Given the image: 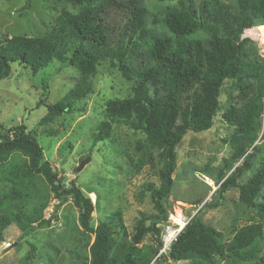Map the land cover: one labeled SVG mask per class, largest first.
<instances>
[{
	"label": "trees",
	"instance_id": "16d2710c",
	"mask_svg": "<svg viewBox=\"0 0 264 264\" xmlns=\"http://www.w3.org/2000/svg\"><path fill=\"white\" fill-rule=\"evenodd\" d=\"M52 1L75 12L61 9L42 35L1 39L0 82L10 76L11 65L16 63L33 75L54 60L74 68L79 77L59 101L35 105L45 106L46 113L37 125L47 127L58 117L83 111L79 104L92 93L90 79L102 62L108 61L123 79L133 81L130 97L106 101L105 119L90 140L92 147L107 141L113 125L143 136L135 142L133 165L136 172L148 166L157 180H146L141 186L152 213H139L132 234L124 227L121 211L94 226L91 200L73 182L65 188L58 170L44 159L32 137L35 130L23 125L6 129L0 124V240L12 225L21 234L49 225L70 201L81 232L93 237L87 264H149L161 246L160 224L170 209L165 202L173 188L175 149L188 132L199 134L211 128L222 87L229 81L233 104L222 117L233 128L229 139L223 140L230 157L216 174L219 187L214 193L220 198L226 189L236 188L238 203L253 215L247 223L232 226L228 241L193 215L168 258L173 263L264 264V231L259 221L264 217V156L245 183L237 181L250 169L247 154L255 149L264 117V60L248 59V40L242 38L245 32L264 26V0H236V12L222 0H159L176 1L175 7L151 20L170 37L148 32V11L139 0ZM198 33L206 40L195 37ZM54 134L50 128L41 131L44 136ZM84 158L82 162L88 163L89 153ZM238 163L233 174L224 178V170ZM50 195L56 204L52 218L44 220ZM146 236H151L153 245H142Z\"/></svg>",
	"mask_w": 264,
	"mask_h": 264
},
{
	"label": "rangeland",
	"instance_id": "374dc122",
	"mask_svg": "<svg viewBox=\"0 0 264 264\" xmlns=\"http://www.w3.org/2000/svg\"><path fill=\"white\" fill-rule=\"evenodd\" d=\"M139 1L148 11L145 19L148 32L170 37L165 28L153 25L151 20L175 7L176 1ZM222 2L233 12L237 11L236 0ZM61 9L75 12L70 6L56 4L52 0H0V40L13 36L34 37L48 32ZM195 37L204 41L207 38L202 33ZM242 38L248 40L245 44L247 58L264 60V36L260 35L259 28L245 32ZM78 77V72L67 62L54 60L34 75L29 68L12 64L10 76L0 82V124L6 129L23 125L29 131L35 130L32 137L42 149L44 159L58 170L65 188L73 182L91 200L94 226L98 220L121 211L124 227L132 234L139 213H152L148 198L141 194V186L146 180L157 183L148 166L136 172L133 165L135 142L143 136L121 125H113L110 138L92 147L90 135L105 119L106 101L130 97L134 82L123 79L108 61H104L90 79L92 93L79 104L82 112L58 117L47 127L37 125L46 108L44 105L35 108L36 103L59 101ZM231 96H234L231 83L225 81L219 97L220 107L211 128L199 134L188 132L177 145L173 188L165 202L166 208H170L168 214L197 215L203 224L221 232L223 241L230 239L232 226L247 223L253 215L252 210L238 203L236 188L226 189L221 199L214 193L219 187L214 180L216 174L222 168L223 160L230 157V148L223 140L229 139L233 128L225 122L222 114L233 104ZM260 124L261 132L255 149L247 154L250 169L238 178V184L245 183L254 174L264 156L263 114ZM46 128L55 134L50 137L41 135ZM87 153L90 161L84 164L82 161ZM240 165L225 169L224 178L231 176L233 168ZM49 197L48 208L42 213L44 220L56 204L51 195ZM195 200L202 202L196 206L193 204ZM51 214L48 219L52 218ZM259 221L264 231V217ZM92 241V236L81 232L77 211L68 201L60 207L49 225L31 229L26 234H21L15 225L6 229L0 240V264H87ZM152 243L151 236H146L142 245ZM262 248L264 255V239ZM216 262L222 264L221 261ZM164 264L189 263L169 260Z\"/></svg>",
	"mask_w": 264,
	"mask_h": 264
},
{
	"label": "built area",
	"instance_id": "2783aa9c",
	"mask_svg": "<svg viewBox=\"0 0 264 264\" xmlns=\"http://www.w3.org/2000/svg\"><path fill=\"white\" fill-rule=\"evenodd\" d=\"M51 213L52 208L51 212L48 213L46 219L49 218V215ZM192 216L193 215L186 217L183 216L181 213H169L167 215L166 221L163 223L162 230L160 233L161 246L157 251L156 255L154 256L153 260L149 264H164L166 262H169L168 254L170 252L171 246L176 241L177 237L183 231Z\"/></svg>",
	"mask_w": 264,
	"mask_h": 264
},
{
	"label": "bare ground",
	"instance_id": "6f19581e",
	"mask_svg": "<svg viewBox=\"0 0 264 264\" xmlns=\"http://www.w3.org/2000/svg\"><path fill=\"white\" fill-rule=\"evenodd\" d=\"M258 28H259L260 35H263L264 36V26L263 27L261 26V27H258ZM208 185H210V184H208Z\"/></svg>",
	"mask_w": 264,
	"mask_h": 264
},
{
	"label": "crops",
	"instance_id": "0c3cea01",
	"mask_svg": "<svg viewBox=\"0 0 264 264\" xmlns=\"http://www.w3.org/2000/svg\"><path fill=\"white\" fill-rule=\"evenodd\" d=\"M209 187V186H208Z\"/></svg>",
	"mask_w": 264,
	"mask_h": 264
}]
</instances>
